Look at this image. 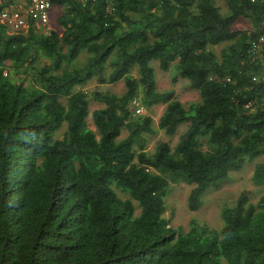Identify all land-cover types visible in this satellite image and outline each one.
Returning a JSON list of instances; mask_svg holds the SVG:
<instances>
[{
    "label": "trees",
    "instance_id": "obj_1",
    "mask_svg": "<svg viewBox=\"0 0 264 264\" xmlns=\"http://www.w3.org/2000/svg\"><path fill=\"white\" fill-rule=\"evenodd\" d=\"M53 4L60 31L0 25V264H264V195L223 208L219 231L183 233L162 216L171 183L193 186L195 212L264 157V0H225L228 14L216 0ZM155 64L200 101L160 91ZM93 80L125 90H76ZM140 98L166 105L158 129L136 117ZM184 123L174 148L146 151ZM253 182L264 187V162ZM76 206L92 212L73 220Z\"/></svg>",
    "mask_w": 264,
    "mask_h": 264
},
{
    "label": "rangeland",
    "instance_id": "obj_2",
    "mask_svg": "<svg viewBox=\"0 0 264 264\" xmlns=\"http://www.w3.org/2000/svg\"><path fill=\"white\" fill-rule=\"evenodd\" d=\"M218 7H220L223 14H228L225 0H216ZM61 13V9H54L52 11L51 19V29L60 31L57 26L56 19ZM222 47L216 49V52L219 53ZM85 62V57L83 55L77 61L78 65H83ZM156 70V81L157 87L160 91L174 92L175 98L181 101L187 109L189 107L200 101L199 92L192 90L188 84L189 82L186 79H182L179 76V71L172 67L168 72L161 71L158 69V65H154ZM21 76H24L21 74ZM188 84H187V82ZM100 91H111L116 93H122L125 90L124 82L119 85L114 86H102L93 80L84 87H78L76 90H84L91 93L94 90ZM139 102H134V112L136 117L140 116H149L153 119L154 128L158 129L160 119L165 111L166 105L158 104L153 107H146L142 102L143 99H139ZM92 111L95 109L103 108L102 105L92 102ZM142 110L141 114L137 113V110ZM134 114V113H133ZM89 127L96 131V128L93 124L92 118L88 119ZM187 123H184L180 126L178 133L174 137L167 136L163 131H158L157 134L148 136V145L147 152H153L155 146L159 142H167L171 145L172 148L175 147L176 143L179 140L180 135L184 133L187 127ZM128 131L125 130L122 132L121 139H124L128 136ZM264 162V157L247 163L243 170L239 172H232L229 178L221 183L219 187H216L208 191L202 197V206L201 209L197 212H190L188 205V198L193 186L186 184L185 182L175 183L172 186V193L167 202L168 209L165 214V217L169 220L171 225L177 229H183L188 231L191 228V222L196 219L200 223L207 224L217 230H220L223 227L222 221V210L226 206H232L236 203L237 199L242 195L246 194L249 197V200L253 203L257 202L264 195V187L257 186L253 182V174L256 166L259 163ZM119 195L123 199L129 198L127 195L122 194L118 191Z\"/></svg>",
    "mask_w": 264,
    "mask_h": 264
},
{
    "label": "built area",
    "instance_id": "obj_3",
    "mask_svg": "<svg viewBox=\"0 0 264 264\" xmlns=\"http://www.w3.org/2000/svg\"><path fill=\"white\" fill-rule=\"evenodd\" d=\"M88 3L91 0H81ZM54 0H0V25L9 32H27L32 27L48 29ZM141 113L140 110L137 111Z\"/></svg>",
    "mask_w": 264,
    "mask_h": 264
},
{
    "label": "clouds",
    "instance_id": "obj_4",
    "mask_svg": "<svg viewBox=\"0 0 264 264\" xmlns=\"http://www.w3.org/2000/svg\"><path fill=\"white\" fill-rule=\"evenodd\" d=\"M138 111V110H137ZM140 111L142 112V110L140 109ZM138 113V112H137ZM136 114V113H135ZM139 114V113H138ZM175 183H178V182H173V183H171V187L173 186V184H175ZM187 184V183H186ZM172 191H173V189H172ZM207 193V192H206ZM205 193V194H206ZM171 195V194H170ZM170 195L165 199V203H166V211H165V213L162 215L166 220H168L166 217H165V214H166V212H167V209H168V204H167V202H168V200H169V198H170ZM187 208H189V206L187 205ZM201 209V208H200ZM199 209V210H200ZM199 210H197V211H199ZM189 211L190 212H193L192 210H190V208H189ZM197 211H195V212H197ZM69 212L70 213H73L74 215H73V220H77V219H81V218H83V217H85V216H88V215H90L91 213L90 212H92L89 208H87V207H81V206H76V207H72V208H70V210H69ZM139 214H140V209H137V211H136V216H139ZM168 222H169V220H168ZM193 222H195V225H193ZM170 223V222H169ZM170 226L171 227H173L172 225H171V223H170ZM195 226H197V227H200V228H202V227H206V228H208L209 230H213V231H216L217 229L216 228H213V227H211V226H209V225H207V224H204V223H200V222H198L196 219H194L192 222H191V228L188 230V231H184L183 229H180L183 233H190L191 231H192V229L195 227ZM174 229H177V228H175V227H173ZM217 231H219V230H217Z\"/></svg>",
    "mask_w": 264,
    "mask_h": 264
}]
</instances>
